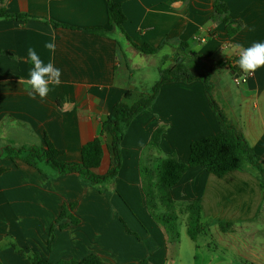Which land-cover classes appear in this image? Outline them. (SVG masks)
<instances>
[{"label": "crops", "instance_id": "crops-1", "mask_svg": "<svg viewBox=\"0 0 264 264\" xmlns=\"http://www.w3.org/2000/svg\"><path fill=\"white\" fill-rule=\"evenodd\" d=\"M114 1L127 17L121 29L110 24L107 0H0L7 12L34 17L0 19V151L45 146L48 139L63 160L80 162L83 146L100 137L102 124L125 94L153 88L142 83L145 74L137 77L143 69L138 59L159 71L179 56L187 58L191 70L209 74L215 101L264 159V67L243 73L253 77L241 86L231 74L241 72L235 45L264 42V0ZM215 3L226 6L231 20L242 22L235 36L229 37L226 25L215 19ZM53 37L54 57L44 47ZM134 44L158 51L146 55ZM29 47L62 70V84L50 85L44 100L33 99L28 86L19 83L32 67ZM166 59L171 61L161 67ZM158 129H163L159 148L150 150L149 158L175 155L183 163L194 141L219 133L201 81L163 85L152 106L132 121L121 145V169L106 183L109 189L92 186L78 174L59 175L44 164L2 157L0 262L32 264L34 253L51 263L97 255L105 264H172L165 234L150 216L142 190V151ZM110 165L106 150L96 172L103 175ZM171 194L178 203L200 200L202 221L205 213L207 222L235 228L264 221V190L249 167L222 178L190 169ZM250 231H220L215 243L203 245L201 235L193 241L194 264H264V242L254 243L259 232ZM172 253L178 256V247Z\"/></svg>", "mask_w": 264, "mask_h": 264}, {"label": "trees", "instance_id": "trees-1", "mask_svg": "<svg viewBox=\"0 0 264 264\" xmlns=\"http://www.w3.org/2000/svg\"><path fill=\"white\" fill-rule=\"evenodd\" d=\"M107 2L110 24L121 29L127 21L122 5L114 0H107ZM214 9L215 19L226 25L228 36H235L243 26L242 22L231 20L224 4L215 3ZM0 19L26 21L34 19V17L12 14L4 8H0ZM88 31L102 36L107 35V31L103 29H91ZM134 47L146 55H154L158 51V49L148 44L142 47L134 44ZM182 48L186 49V44H183ZM194 56L196 57L195 54ZM178 57L175 58L173 66L160 68V79L147 94L137 95L133 90H129L125 94L123 100L114 106L106 121L102 124L100 137L83 146L80 162L72 163L63 160V153L57 150L48 139H46L45 146L19 149L7 146L0 151V159L6 157L12 160H22L34 167L44 164L51 167L59 175L78 174L84 182L92 186L104 185L114 180L121 169V145L126 131L140 113L152 106L161 87L168 83L201 81L205 85L210 106L217 116L220 128L219 133L194 141L191 144L190 158L187 163L179 161L175 155L165 159L155 158L149 160L148 164L142 162V156L141 161L142 188L148 207L153 211L154 219L164 227L168 234L174 235L175 243L178 245L179 239L175 225L179 221V216L185 215L187 233L190 239L196 242L207 230L202 223L201 201L194 200L178 203L172 197V189L193 168H202L207 173L222 178L229 172L249 167L259 176L264 190V159L254 151L242 132L228 120L224 111L215 101L213 84L209 74L193 73L187 65V58L180 61ZM162 133L163 129H158L152 135L149 143L151 150L159 148ZM106 150L110 153L111 165L107 173L101 175L96 170L101 166ZM2 171L0 170V172ZM151 172H153L152 175L150 174ZM159 207L164 208L165 211L161 214H156ZM62 215H67L65 208ZM73 221L77 222L76 219H73ZM233 227L234 224L231 223L219 224L220 231L223 233L231 231ZM30 259L32 264H105L97 255H89L82 260L51 263L39 254L33 253L30 255ZM0 264L2 263L0 262ZM139 264L150 263L145 260Z\"/></svg>", "mask_w": 264, "mask_h": 264}, {"label": "rangeland", "instance_id": "rangeland-1", "mask_svg": "<svg viewBox=\"0 0 264 264\" xmlns=\"http://www.w3.org/2000/svg\"><path fill=\"white\" fill-rule=\"evenodd\" d=\"M138 60H140L141 66L143 65V67H142L143 69H142L141 73L137 74V77L140 78L141 75L145 74V78H144L142 83L145 84L147 87H153L160 79L159 71L155 70V68L152 67L151 65H149L146 61H142L140 58ZM166 60L171 61L169 59H166ZM163 63H164V61H161V67H163ZM172 63H173L172 61H171V63H168V64H170L169 66H171ZM199 71H201V69L193 68V70H192L193 73H198ZM150 150L151 149H150V147L148 145L142 151L143 152L142 153L143 154V161L142 160L141 161L143 163L148 164V161L151 160L149 158V156H148L149 153H150ZM142 165H144V164H142ZM144 166H147V165H144ZM152 173L153 172H151L150 174L152 175ZM141 179H142V177H141ZM108 184H110V183H108ZM108 184H104V187L107 188V189H109ZM101 186H97V187H101ZM142 190H143V188H142ZM101 191L105 192V190L103 188H102ZM146 202H147V200H146ZM147 208H148V210L149 209L151 210V208L148 207V204H147ZM150 210H149L150 216L152 217V219L156 222L158 227L160 229H162V231L165 234V238H166L168 247L170 249L169 258L175 260L172 264H194L193 253H194V250H195L196 243H194L190 239V237H189V235L187 233V219H186V216L185 215L184 216L180 215L179 216V221L175 225V230L177 229L176 232L178 233V239H179V244L177 245L175 243V240H174L175 239L174 235L168 234L165 231L164 227L158 221H156L154 219L153 214H152L153 211L152 210L150 211ZM164 211H165L164 208H160L159 207L157 209V211H156V214H161ZM207 221H208V217L206 216V213H205L202 223L204 224V226L206 227L207 230L204 231V233L202 234V245L205 242L215 243V241H217V234H219V232H220V228H219L218 224H215L213 222L209 223ZM207 223L209 224V226L207 225ZM250 230L259 232L258 233L259 234V238L254 239V243H256V244L257 243L258 244L261 243V245H262L263 242H264V232H263L264 231V221L262 219L256 221L254 224H251L248 227L244 226V225H240V227L235 228V226H234L231 231H233V232L236 231L237 234H244L245 232L250 231ZM261 230H263V231H261ZM261 232H263V233L260 234ZM210 236H211V238H213L212 241H210ZM240 241H241V243H243L242 239ZM242 245H244V244H239V246H242ZM177 247H178V253L179 254H178V256H175V254L172 253V251H173V249L175 250Z\"/></svg>", "mask_w": 264, "mask_h": 264}, {"label": "clouds", "instance_id": "clouds-1", "mask_svg": "<svg viewBox=\"0 0 264 264\" xmlns=\"http://www.w3.org/2000/svg\"><path fill=\"white\" fill-rule=\"evenodd\" d=\"M44 47L54 57L56 51L54 37L46 42ZM235 47L239 49L236 66L243 73L255 72L257 69L264 67V42H254L246 48L240 44L235 45ZM27 57L32 67L29 70L28 78L26 80L20 79L19 83L28 86V95L33 99L39 96L41 100H44L48 96L50 85L58 87L62 84V70L55 65L53 59L45 62L32 47L27 49Z\"/></svg>", "mask_w": 264, "mask_h": 264}, {"label": "built area", "instance_id": "built-area-1", "mask_svg": "<svg viewBox=\"0 0 264 264\" xmlns=\"http://www.w3.org/2000/svg\"><path fill=\"white\" fill-rule=\"evenodd\" d=\"M252 77V74H243L241 76L236 77L234 81L237 86H241L243 84H246L250 79H252Z\"/></svg>", "mask_w": 264, "mask_h": 264}, {"label": "water", "instance_id": "water-1", "mask_svg": "<svg viewBox=\"0 0 264 264\" xmlns=\"http://www.w3.org/2000/svg\"><path fill=\"white\" fill-rule=\"evenodd\" d=\"M231 74L236 75V77H238V76L242 75L243 72L241 70V72H239V73L236 74V71H232Z\"/></svg>", "mask_w": 264, "mask_h": 264}]
</instances>
